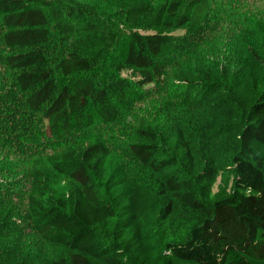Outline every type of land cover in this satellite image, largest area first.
Wrapping results in <instances>:
<instances>
[{"label": "trees", "instance_id": "16d2710c", "mask_svg": "<svg viewBox=\"0 0 264 264\" xmlns=\"http://www.w3.org/2000/svg\"><path fill=\"white\" fill-rule=\"evenodd\" d=\"M100 1L129 29L123 36L81 0H0V150L45 157L49 170L31 174L28 216L63 253L32 250L2 202L0 264H264V21L245 26L244 0ZM219 26L243 40L237 73L183 66L206 118H174L166 137L139 124L130 164L100 138L67 144L94 115L116 121ZM51 142L65 147L44 153ZM226 171L234 187L218 199ZM52 176L68 180L65 191Z\"/></svg>", "mask_w": 264, "mask_h": 264}, {"label": "rangeland", "instance_id": "374dc122", "mask_svg": "<svg viewBox=\"0 0 264 264\" xmlns=\"http://www.w3.org/2000/svg\"><path fill=\"white\" fill-rule=\"evenodd\" d=\"M81 1L95 6L103 17L109 19L113 26H116L119 36H123L129 31L124 22L115 18V9L109 4L100 0ZM243 3L246 4L244 11L249 10L250 12L245 21L248 24L245 26L264 21V0H244ZM226 7L228 9L223 12L224 17H228L230 12L229 4ZM234 30L236 27L229 30L224 26L216 28L204 42L195 48L194 53L183 56L174 62L161 84L140 90L138 98L129 107L122 110L116 121L106 124L94 115V125L83 130H76L67 140V144L79 145L100 138L108 144L115 160L128 162L125 157L126 144L132 139L134 128L139 124L150 122L160 129L163 137H166L173 126L170 121L174 118L189 123H195L191 119V114L201 113L206 118L205 110L199 103V95L191 85L184 81L183 72L186 71L185 67L202 68L211 62V66L217 69L221 67L237 73L238 62H240L239 42L243 40H237V34L240 33ZM44 144L48 146L44 153L65 147L62 142ZM6 152L7 150H0V204L4 202L5 207L13 210L16 222L14 226L18 227L19 236L32 250L41 253L44 259L63 254L59 247L45 243L35 233L28 216L27 200L31 190V174L36 169H45L46 172L49 170L45 167V157L3 159ZM128 168L135 169L131 165H128ZM142 173L146 177L149 176L146 171H142ZM52 179L60 193L65 191L68 186V180L65 177L52 176ZM234 181L235 175L232 171L221 173L213 188L216 198H223L229 194L234 187ZM155 236L159 242H164L166 239L159 232Z\"/></svg>", "mask_w": 264, "mask_h": 264}]
</instances>
